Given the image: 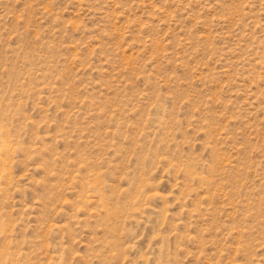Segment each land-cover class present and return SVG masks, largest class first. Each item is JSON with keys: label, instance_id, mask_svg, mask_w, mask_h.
Returning <instances> with one entry per match:
<instances>
[{"label": "rangeland", "instance_id": "obj_1", "mask_svg": "<svg viewBox=\"0 0 264 264\" xmlns=\"http://www.w3.org/2000/svg\"><path fill=\"white\" fill-rule=\"evenodd\" d=\"M0 264H264V0H0Z\"/></svg>", "mask_w": 264, "mask_h": 264}]
</instances>
